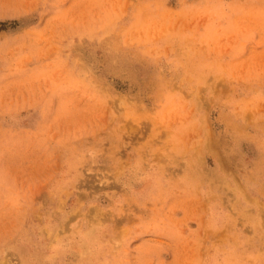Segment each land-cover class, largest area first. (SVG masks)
<instances>
[{
    "label": "clouds",
    "instance_id": "9594fccd",
    "mask_svg": "<svg viewBox=\"0 0 264 264\" xmlns=\"http://www.w3.org/2000/svg\"><path fill=\"white\" fill-rule=\"evenodd\" d=\"M37 29L0 76V264H264V0H0Z\"/></svg>",
    "mask_w": 264,
    "mask_h": 264
},
{
    "label": "rangeland",
    "instance_id": "374dc122",
    "mask_svg": "<svg viewBox=\"0 0 264 264\" xmlns=\"http://www.w3.org/2000/svg\"><path fill=\"white\" fill-rule=\"evenodd\" d=\"M46 34L42 29H37L30 36L25 38L23 41L14 40L9 37H0V49H7L12 47L15 49L14 52L8 53V55L0 60V76H5L6 79L3 80L4 85H12L16 88H27L30 80L32 79V74L27 71H18L25 67L24 57L30 53L39 51L41 45L46 42ZM27 43L28 47H22V45ZM30 68L35 67V61L28 65ZM41 106L39 104L25 108L20 112V117L29 116V120H21V123L31 122V117L40 111ZM38 124L39 122L36 121ZM12 253H8L5 259L12 257Z\"/></svg>",
    "mask_w": 264,
    "mask_h": 264
}]
</instances>
